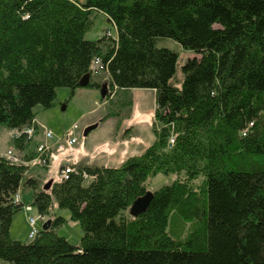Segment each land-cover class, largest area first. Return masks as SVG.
<instances>
[{"label": "trees", "instance_id": "obj_1", "mask_svg": "<svg viewBox=\"0 0 264 264\" xmlns=\"http://www.w3.org/2000/svg\"><path fill=\"white\" fill-rule=\"evenodd\" d=\"M100 16L110 26L87 40ZM162 39L195 54L181 87ZM87 74L85 88L101 91L93 77L105 75L109 91H155L156 141L119 167L73 165L49 190L0 155V264H264V0H0V125L37 132L35 109ZM161 174L177 177L131 216ZM23 208L52 221L29 223L28 242L11 236ZM69 220L79 245L58 232Z\"/></svg>", "mask_w": 264, "mask_h": 264}, {"label": "rangeland", "instance_id": "obj_2", "mask_svg": "<svg viewBox=\"0 0 264 264\" xmlns=\"http://www.w3.org/2000/svg\"><path fill=\"white\" fill-rule=\"evenodd\" d=\"M95 21L93 29L86 35L87 40L100 39L101 36H104L105 29L110 26L103 16L97 17ZM158 47L173 50L180 55L179 71L172 83L177 87H181L177 79L183 78L182 67L195 54L184 50L177 42L170 39L160 40ZM104 77L105 75H94L93 81L98 82ZM87 89L89 88L76 89L74 96L71 89H59L54 105L50 109L37 107L35 113L37 120L40 122L41 131L38 135L35 132L32 138L27 134H23L26 136V140L31 143L24 151L16 147L17 133L4 125H0V155L8 157L9 151L13 152L12 157L18 160L14 163L25 168L27 177L37 179L40 189L50 181H59L60 170L66 165H80L87 162L89 158L94 159L98 165L119 167L128 158L140 156L146 148L156 141L152 129L156 111L155 92L145 89L118 92L110 90L109 96L112 97H109V100L105 102L102 100L101 94L94 100L90 98L88 92H82ZM96 101L97 103H95ZM109 114H114L109 118L110 122L104 123V126L90 132L87 137L84 136L85 130L94 125L91 122L97 121L100 116L106 117ZM46 132L52 134V138H49V140L46 139ZM71 135L75 137L77 144L68 147L63 142H66L67 137ZM122 139H124L123 142H121ZM60 143L65 145L63 149L58 148ZM34 145H37L36 148H34ZM42 146L46 148L41 150ZM84 146H86V149H84L87 153L79 161L74 152ZM48 148L51 150L52 156L50 168L46 169L45 165L39 162V159L45 155L40 151H45ZM93 150L95 151L91 153ZM105 155H110L111 158H106ZM84 157H86L85 161H83ZM47 159L49 160L48 156ZM176 177V175L161 174L151 178L148 182L149 190L157 191L170 185ZM39 188L38 190H40ZM19 194L25 206L31 205L33 190L22 187ZM15 203H20L19 196L15 198ZM29 207L26 206L27 212L31 211ZM55 210L54 212L57 215L69 219L68 211L60 210L58 207ZM37 216L36 209L28 214L23 208L22 211L16 214L11 229L12 238L20 242H28L30 240L29 235L33 230L29 225V219ZM48 219L50 218L46 217L43 220L46 222ZM171 224L173 226V221ZM43 226L44 224L40 221L37 223L36 228L40 230L43 229ZM58 232L75 246L80 244L84 236L81 225L70 220Z\"/></svg>", "mask_w": 264, "mask_h": 264}, {"label": "water", "instance_id": "obj_3", "mask_svg": "<svg viewBox=\"0 0 264 264\" xmlns=\"http://www.w3.org/2000/svg\"><path fill=\"white\" fill-rule=\"evenodd\" d=\"M90 82H91V74H87L86 76H84L81 79L80 86L83 88L88 87ZM101 94H102L103 99H106L109 96V85H108V83L102 85ZM98 127H99L98 123L88 127L85 130L84 136L87 137L90 134V132L94 131ZM53 183H54L53 181H50L47 185H45L44 189L45 190L51 189ZM153 198H154V193L151 191H148V192H146V194L144 196L136 199L134 201V203L132 204V206L130 207V210H129L130 215L133 217H139L141 214L146 213L147 210L149 209V206H150ZM51 222H52L51 220H48L47 223H44L43 229L48 230V228L51 225Z\"/></svg>", "mask_w": 264, "mask_h": 264}, {"label": "built area", "instance_id": "obj_4", "mask_svg": "<svg viewBox=\"0 0 264 264\" xmlns=\"http://www.w3.org/2000/svg\"><path fill=\"white\" fill-rule=\"evenodd\" d=\"M99 65L100 64H98L97 66L100 67ZM15 132L17 133L18 137L22 136L23 134H27L29 137L32 138L35 134L34 128L26 129L24 131H15ZM49 138H52V134L50 132H46V139L49 140ZM76 142L77 141H76L75 137L71 135L70 137H67V141L63 142V143H65V145H67V146H74L77 144ZM63 143L62 144L60 143V145L58 147L59 149L64 148L65 145ZM45 148H46L45 146H42L41 150H44ZM48 151H50L49 148L46 149L45 151H40V152H43L45 155L43 158L41 157L39 159L40 160L39 162L44 164L45 167H50L49 160L47 159V156H46ZM12 156H13V152L9 151V153H8L9 159L12 162H17L18 160L13 158ZM65 167H62L60 170V178H62V179H68L69 175L76 170V169L72 168L71 166H65ZM29 209L31 210V207H29ZM43 219L44 218L40 217V216H38L37 218H30L29 223L32 227L35 228L37 221L42 220L44 222ZM35 232H36V229H34L33 232L31 233V237L35 236Z\"/></svg>", "mask_w": 264, "mask_h": 264}, {"label": "crops", "instance_id": "obj_5", "mask_svg": "<svg viewBox=\"0 0 264 264\" xmlns=\"http://www.w3.org/2000/svg\"><path fill=\"white\" fill-rule=\"evenodd\" d=\"M99 83H102V85L103 84H106V83H108V79H107V77L105 76L103 79H101V80H99L98 81ZM82 92H88L87 94L90 96V98H92V99H94V100H96L97 98H98V96H99V94H101V91L100 90H98V89H91V88H89V89H87L86 91H82ZM153 92H155V91H153ZM109 97V96H108ZM112 97V96H111ZM101 98H102V94H101ZM102 100H105V99H103L102 98ZM106 102V101H105ZM95 103H97V101L95 102ZM105 116H100L99 117V119L97 120V121H93V122H91V123H93V124H96V123H98L99 124V128L101 127V126H104V123H108V122H110L109 121V119L107 120V121H105V122H101V120L104 118ZM36 121H37V123L39 124V127H38V131H37V135L40 133V131H41V128H40V122L36 119ZM124 141V139H122L121 140V142H123ZM36 146L37 145H34V148H36ZM68 147H73V146H68ZM86 149V146H84V147H81L80 149H78L76 152H74L76 155H77V158H78V160L79 161H81L80 159H81V157H83L86 153H87V151L85 150ZM98 149V148H97ZM121 149V148H120ZM147 149V148H146ZM145 149V150H146ZM96 150V149H95ZM95 150H93V151H91V153H93ZM90 154V153H89ZM51 156H52V152H51ZM51 156H50V159H51ZM105 157L106 158H111V156L109 155H105ZM49 159V160H50ZM86 160V157H84V159H83V161H85ZM82 161V162H83ZM66 166H73V164H69V165H66ZM79 166H90V167H95V166H106V165H98L97 163H96V161L94 160V159H89L88 158V161L87 162H85V163H83V164H80ZM62 167V166H61Z\"/></svg>", "mask_w": 264, "mask_h": 264}]
</instances>
